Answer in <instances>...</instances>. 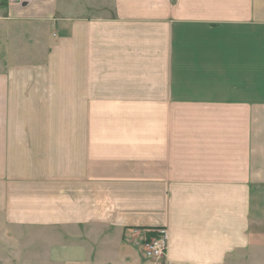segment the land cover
Wrapping results in <instances>:
<instances>
[{"label":"crops","instance_id":"0c3cea01","mask_svg":"<svg viewBox=\"0 0 264 264\" xmlns=\"http://www.w3.org/2000/svg\"><path fill=\"white\" fill-rule=\"evenodd\" d=\"M0 1V237L264 264V0Z\"/></svg>","mask_w":264,"mask_h":264},{"label":"rangeland","instance_id":"374dc122","mask_svg":"<svg viewBox=\"0 0 264 264\" xmlns=\"http://www.w3.org/2000/svg\"><path fill=\"white\" fill-rule=\"evenodd\" d=\"M6 49L7 46L5 55ZM14 58L13 53L8 55L9 62ZM62 242L57 234L28 233V230L8 233L6 230L4 238L0 237V264H78L77 261L67 263L62 257Z\"/></svg>","mask_w":264,"mask_h":264},{"label":"built area","instance_id":"2783aa9c","mask_svg":"<svg viewBox=\"0 0 264 264\" xmlns=\"http://www.w3.org/2000/svg\"><path fill=\"white\" fill-rule=\"evenodd\" d=\"M155 236L143 242L144 254L151 260H162L169 246V233L166 228L152 231Z\"/></svg>","mask_w":264,"mask_h":264}]
</instances>
